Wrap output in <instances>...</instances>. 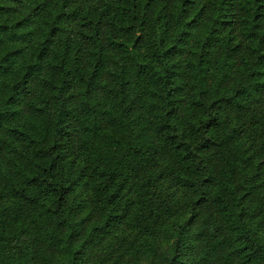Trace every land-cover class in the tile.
<instances>
[{
  "label": "trees",
  "instance_id": "obj_1",
  "mask_svg": "<svg viewBox=\"0 0 264 264\" xmlns=\"http://www.w3.org/2000/svg\"><path fill=\"white\" fill-rule=\"evenodd\" d=\"M0 264H264V0H0Z\"/></svg>",
  "mask_w": 264,
  "mask_h": 264
}]
</instances>
